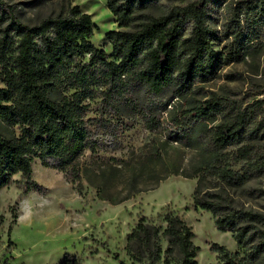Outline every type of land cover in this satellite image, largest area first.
I'll use <instances>...</instances> for the list:
<instances>
[{"label":"trees","instance_id":"16d2710c","mask_svg":"<svg viewBox=\"0 0 264 264\" xmlns=\"http://www.w3.org/2000/svg\"><path fill=\"white\" fill-rule=\"evenodd\" d=\"M154 1L106 3L118 26L125 27L137 9ZM214 1L194 0L172 7L162 15L148 16L132 31L110 30L105 35L112 47L108 53L92 42V16L79 5L70 3L66 13L28 25L15 6L0 0V80L4 84L0 87V123L19 131L12 137L0 132V188L20 175L23 193L41 191L33 177V161L38 157L44 166L69 174L81 193L86 171L81 160L86 151L95 154L101 149L103 136H116L118 122L105 114L114 117L121 112V100L132 85H144L155 96L173 87L178 96H185L196 84L211 81L221 63L209 24L208 9ZM237 8L245 18L258 17L264 22V0H241ZM254 32L253 26L245 32L237 24V47L251 42ZM99 98L102 107L91 117L90 102ZM255 104L263 107L264 99ZM250 107H233L231 120L210 128V154L195 174L178 170L169 173L184 177L199 173L192 196L195 208L210 211L218 230L232 232L237 244L248 248L244 257L238 251L212 244L218 264H254L264 254V212L236 208L223 195L228 187L243 186L264 175V150L256 142L261 139V131L250 129L255 117ZM224 108L222 97L213 93L210 99L185 110L184 117L190 120L191 128L197 122H213ZM146 110L144 106L148 127L157 129L160 120L149 118L154 112ZM234 145V150H227ZM109 168L118 172L121 166ZM99 169L101 183H91L101 199L120 203L130 198L109 196L102 178L110 170ZM206 174L216 178L221 192L204 188ZM161 219L165 226L141 217L133 227L126 244L132 264H162L164 252L168 253L166 263L175 259L176 264H199L195 234L184 217L168 208ZM2 223L0 216V230ZM0 264L12 263L10 258L0 256ZM60 264L81 262L67 255ZM120 264L127 263L121 260Z\"/></svg>","mask_w":264,"mask_h":264},{"label":"rangeland","instance_id":"374dc122","mask_svg":"<svg viewBox=\"0 0 264 264\" xmlns=\"http://www.w3.org/2000/svg\"><path fill=\"white\" fill-rule=\"evenodd\" d=\"M4 1L15 6L21 20L28 25L66 13L70 3L79 5L92 16L95 25L92 42L111 53L112 47L105 39L108 31L135 30L148 16L162 15L172 7L194 0H155L146 8L137 9L125 27L118 26L106 0ZM240 1L215 0L208 9L209 24L215 34L214 49L221 60L211 81L196 84L185 96H178L173 87L155 96L144 85L135 84L121 100V112L114 117L105 114L118 122L117 134L101 137L103 144L97 153L86 151L81 160L86 170L81 193L69 174L44 166L38 157L33 161V177L41 191L23 193L19 188L20 175L0 188L3 218L0 256L10 258L12 264H60L67 255L81 264H120L121 260L132 264L126 244L133 227L141 217L165 226L161 218L169 208L192 227L193 242L199 247L196 258L199 264H218V254L211 249L214 243L247 257L248 248L239 246L232 232L218 230L210 211L195 208L192 196L200 174L169 175L173 170L195 174L203 166L210 154V128L231 120L233 107L251 106L255 117L250 129L261 131V139L256 142L264 150V106L255 104L264 99V22L258 17L245 18L237 8ZM237 24L245 32L252 26L255 31L254 39L239 48L234 41ZM3 86L0 80V87ZM213 93L222 97L225 108L213 122L201 121L189 128L190 120L184 117V111L210 99ZM90 104L89 116L95 117L96 109L102 107L101 99ZM144 106L146 111L154 112L149 118L160 120L157 129L148 127ZM0 132L8 137L19 133L2 123ZM235 148L234 145L227 150ZM110 165L121 169L113 171ZM103 167L110 170L102 178L107 194L114 199L130 198L120 203L101 199L91 181L101 183L98 174ZM204 178L206 190L221 192L214 176L206 174ZM261 190H264V175L243 186L228 187L223 195L236 208L264 212ZM167 248L164 242V249ZM167 257L168 253L164 252L162 264H176L175 259L166 263ZM254 264H264V254Z\"/></svg>","mask_w":264,"mask_h":264},{"label":"clouds","instance_id":"9594fccd","mask_svg":"<svg viewBox=\"0 0 264 264\" xmlns=\"http://www.w3.org/2000/svg\"><path fill=\"white\" fill-rule=\"evenodd\" d=\"M23 202H21V205H22ZM18 211H20V209H18Z\"/></svg>","mask_w":264,"mask_h":264},{"label":"bare ground","instance_id":"6f19581e","mask_svg":"<svg viewBox=\"0 0 264 264\" xmlns=\"http://www.w3.org/2000/svg\"><path fill=\"white\" fill-rule=\"evenodd\" d=\"M31 205V204H30Z\"/></svg>","mask_w":264,"mask_h":264}]
</instances>
